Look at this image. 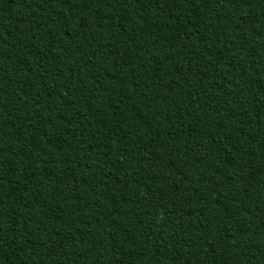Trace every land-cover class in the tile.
<instances>
[{
  "label": "trees",
  "instance_id": "1",
  "mask_svg": "<svg viewBox=\"0 0 264 264\" xmlns=\"http://www.w3.org/2000/svg\"><path fill=\"white\" fill-rule=\"evenodd\" d=\"M0 264H264V0H0Z\"/></svg>",
  "mask_w": 264,
  "mask_h": 264
}]
</instances>
